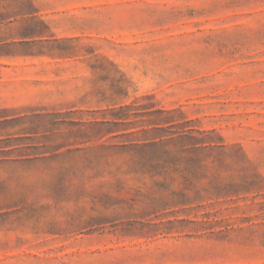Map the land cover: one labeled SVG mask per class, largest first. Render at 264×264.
Wrapping results in <instances>:
<instances>
[{"label": "rangeland", "instance_id": "obj_1", "mask_svg": "<svg viewBox=\"0 0 264 264\" xmlns=\"http://www.w3.org/2000/svg\"><path fill=\"white\" fill-rule=\"evenodd\" d=\"M0 13V264H264V0Z\"/></svg>", "mask_w": 264, "mask_h": 264}, {"label": "trees", "instance_id": "obj_2", "mask_svg": "<svg viewBox=\"0 0 264 264\" xmlns=\"http://www.w3.org/2000/svg\"><path fill=\"white\" fill-rule=\"evenodd\" d=\"M4 17L2 16V13H0V20H2ZM157 144L154 142L152 145ZM143 175L147 174L150 178L155 177L156 175L162 176L163 181L160 180H154L153 186L157 188V195H152L151 202L152 204H156L157 206H174V205H185L193 202L194 200H198L199 198L204 197L203 194H200V191L198 187L193 183V180L195 179V176L197 174L196 171H184V170H176L173 172H165V171H156L154 169H139ZM177 173V177L181 178V182L185 184L186 181H188L189 187H182V188H172L171 185L173 180H176L174 176L171 175V173ZM170 176V181H167V179ZM191 188V189H188ZM192 191V193H190ZM207 191V190H206Z\"/></svg>", "mask_w": 264, "mask_h": 264}]
</instances>
